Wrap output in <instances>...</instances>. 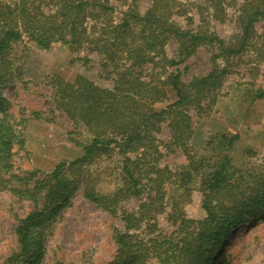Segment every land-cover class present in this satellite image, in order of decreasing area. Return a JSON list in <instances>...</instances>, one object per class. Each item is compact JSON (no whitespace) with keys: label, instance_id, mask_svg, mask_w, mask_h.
Listing matches in <instances>:
<instances>
[{"label":"trees","instance_id":"1","mask_svg":"<svg viewBox=\"0 0 264 264\" xmlns=\"http://www.w3.org/2000/svg\"><path fill=\"white\" fill-rule=\"evenodd\" d=\"M206 5L218 18L224 0H206ZM179 6L184 2L151 0L144 14L129 9L117 21L114 7L103 0H0V187L33 203L31 211L18 218V247L7 258L8 264H40L49 229L81 189L88 200L116 216L123 201H141L144 193L164 206L165 186L175 187L180 197L188 198L202 175L203 219L179 214L178 232L146 238L131 232L143 217L124 210L121 217L126 229L114 233L117 251L107 264H147L151 259L158 264H217L233 230L264 213V162L260 175L243 173L231 165L229 153L238 135L211 136L207 148L218 157L212 164L193 153L190 144L191 109L202 110L215 103L225 74L216 63L219 59L229 61L255 46L254 23L264 18V0L245 4L238 17L241 33L230 41L203 28L182 27L173 19L180 14ZM26 37L43 49L64 43L74 51L97 53L104 70L111 68L109 75L115 77H111L112 87L98 85L85 75L73 81L59 75L53 78L56 109L76 126L83 125L89 137L74 140L83 149L81 156L62 160L50 171L21 174L14 162L25 148L28 118H17L2 90L14 80L15 46ZM171 40L178 43L173 57L165 51ZM202 45L217 50L212 54L216 67L185 82L178 66ZM261 46L264 50V42ZM171 67H175L173 72ZM168 86L176 98L158 110L155 105L167 99ZM253 98L264 99V89L257 90ZM34 116L41 118L38 112ZM163 123L173 133L170 145L180 147L188 158L176 170L159 165L162 141L155 132ZM113 155L121 159L105 171L115 173L119 182L115 191L101 193L92 166ZM173 205L177 210L179 203Z\"/></svg>","mask_w":264,"mask_h":264},{"label":"rangeland","instance_id":"2","mask_svg":"<svg viewBox=\"0 0 264 264\" xmlns=\"http://www.w3.org/2000/svg\"><path fill=\"white\" fill-rule=\"evenodd\" d=\"M103 1L114 7L113 15L117 21L129 9L144 14L151 5V0ZM180 1L184 6H179L180 14L173 16L177 23L193 31L203 28L230 41L241 33L238 17L243 7L254 0H224V9L217 14L218 18L213 16L212 7H207L206 0ZM199 4L204 7L200 8ZM254 31L252 43L255 46L232 56L229 61L221 58L216 62L219 69L225 70L223 82L212 106H205L202 110L191 109L193 136L190 144L193 153L198 157L204 156L212 164L218 161V157L207 148V141L217 133L236 134L239 139L229 153L231 165L243 173L260 175L264 162V99H254L253 96L257 90L264 89V50L261 46L264 42V18L254 23ZM165 51L171 57L176 56L178 43L171 40ZM214 52L217 50L202 45L193 54L183 57L178 66L183 81L188 82L216 67L212 61ZM14 63V80L2 91L11 100L12 111L17 118L24 115L28 118L25 148L18 152L14 162L16 171L21 174L28 170L50 171L62 160L81 156L83 149L74 140L84 141L89 134L83 125L76 126L56 109L51 82L57 75L68 81L85 75L98 85L112 87L115 75H109L111 68L104 70L102 58L92 51H74L64 43L43 49L27 37L15 46ZM174 70L175 67L170 68V72ZM167 91V99L157 103L156 109L160 110L175 100L176 93L172 87L168 86ZM34 112L40 113L41 118L35 117ZM155 133L162 141L161 167L176 170L188 163L185 152L170 145L173 133L167 123L161 124ZM120 159V156L113 155L92 166L94 183L101 193L115 191L119 178L105 169ZM201 178L194 184L188 198L180 197L175 187L165 186L168 193L164 206L161 201H150L144 193L141 201L137 198L123 201L116 216L88 200L81 189L49 229L40 264H107L117 251L114 233L126 229L121 217L124 210L143 217L138 226L131 229L141 237L175 234L182 219L179 214L193 220L206 216ZM174 203H179L177 210ZM32 208L30 200L19 199L9 189L0 187V264H8L7 258L17 249L18 218L27 215ZM147 264L158 262L151 259ZM217 264H264V213L233 230Z\"/></svg>","mask_w":264,"mask_h":264}]
</instances>
